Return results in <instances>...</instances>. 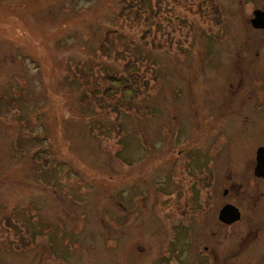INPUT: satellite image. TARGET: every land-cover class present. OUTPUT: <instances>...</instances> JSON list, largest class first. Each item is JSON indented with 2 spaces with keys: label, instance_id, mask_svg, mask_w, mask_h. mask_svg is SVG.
Segmentation results:
<instances>
[{
  "label": "rangeland",
  "instance_id": "obj_1",
  "mask_svg": "<svg viewBox=\"0 0 264 264\" xmlns=\"http://www.w3.org/2000/svg\"><path fill=\"white\" fill-rule=\"evenodd\" d=\"M217 2L220 26L209 0H0V264H264L219 220L264 113L224 136L217 106L264 0Z\"/></svg>",
  "mask_w": 264,
  "mask_h": 264
},
{
  "label": "flooded vegetation",
  "instance_id": "obj_2",
  "mask_svg": "<svg viewBox=\"0 0 264 264\" xmlns=\"http://www.w3.org/2000/svg\"><path fill=\"white\" fill-rule=\"evenodd\" d=\"M255 32L258 35L255 33V37L253 36L251 40L235 42L236 46H231L229 48L231 52L229 53L228 58V70H230L228 86L227 89H225V92H223L224 98H222L221 102L217 105L218 107L227 108V112L232 115L229 120L224 122L231 124V127L225 128L224 123L221 126V132H223L224 136H227L226 132L228 130L231 132V135L233 133L235 134L236 120L234 122L231 118L240 115L241 111H248L251 114L254 113L256 115L264 113V71H260L256 67L253 72H250L252 67L260 64L264 59V30H255ZM227 43L228 41L215 43V45L222 47V52L225 56V45ZM203 63L206 68L203 69L205 72V78L202 79L201 84L203 93L201 95L200 105L201 107H204L205 111H210L213 110V108L215 109L216 105L211 101V93L209 91L211 81L206 78L209 61L205 62L203 59ZM258 67H264V61L258 65ZM221 86L223 87V85ZM236 126L241 129L240 124ZM245 129L246 130L244 131L258 134L261 137V142L255 149L254 165L252 168H248L247 173L243 175L245 182H249V184L240 182L238 177L230 174L229 178L225 179L221 186L223 197L221 207L223 208L228 204H232L239 209L241 219L235 225H242L248 222L245 226L248 227V233H246L244 241L249 242L251 240V243H253L260 239H264V177H258L255 175V168L257 165L256 153L260 147H264V118L255 121L252 123V126L246 127ZM232 137H235V135H232ZM218 165L219 167L217 164L214 167L216 182L218 176L225 174L227 171L224 159H222ZM216 188L217 186L215 185L214 197L216 195ZM244 241H240L239 247L243 248L248 244V242L246 244ZM253 249L256 255L263 254L258 253L256 245ZM254 258L256 260L257 256H254Z\"/></svg>",
  "mask_w": 264,
  "mask_h": 264
},
{
  "label": "water",
  "instance_id": "obj_3",
  "mask_svg": "<svg viewBox=\"0 0 264 264\" xmlns=\"http://www.w3.org/2000/svg\"><path fill=\"white\" fill-rule=\"evenodd\" d=\"M254 29H264V12L261 10L254 11V18L251 21ZM257 165L255 168V175L264 177V147L257 150L256 155ZM241 219V213L234 205L228 204L224 206L219 213V220L227 225H232Z\"/></svg>",
  "mask_w": 264,
  "mask_h": 264
},
{
  "label": "trees",
  "instance_id": "obj_4",
  "mask_svg": "<svg viewBox=\"0 0 264 264\" xmlns=\"http://www.w3.org/2000/svg\"><path fill=\"white\" fill-rule=\"evenodd\" d=\"M209 2L213 5V9H211L210 11L214 14V16H215V20L217 21V23H216V25L218 26H220V25H222L221 23V12L219 11V4H218V2H217V0H209ZM139 3V2H138ZM138 5H140V4H138ZM140 11H141V7H138V12H137V15H138V19L140 20V18H141V15H140ZM143 13V12H142ZM217 32H215V34L213 35L214 37H217V35H222V34H218L219 33V29L218 30H216ZM145 36V35H144ZM213 37V38H214ZM128 69V68H127ZM128 71H129V69H128ZM123 87H129V85H127V84H125V85H123ZM129 89H132L131 87L129 88ZM106 92H105V94H109L110 92H111V90L109 89H106L105 90ZM206 179V181L207 182H211L212 183V185H214V180H212V176H210V177H206V178H204V176H203V181ZM208 186H209V184H208Z\"/></svg>",
  "mask_w": 264,
  "mask_h": 264
}]
</instances>
